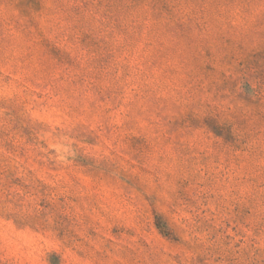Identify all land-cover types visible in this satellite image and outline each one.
<instances>
[{"label":"rangeland","instance_id":"374dc122","mask_svg":"<svg viewBox=\"0 0 264 264\" xmlns=\"http://www.w3.org/2000/svg\"><path fill=\"white\" fill-rule=\"evenodd\" d=\"M0 264H264V0H0Z\"/></svg>","mask_w":264,"mask_h":264}]
</instances>
